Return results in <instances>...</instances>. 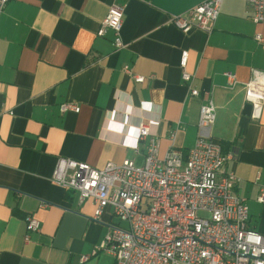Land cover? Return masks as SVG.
I'll use <instances>...</instances> for the list:
<instances>
[{
  "label": "crops",
  "instance_id": "0c3cea01",
  "mask_svg": "<svg viewBox=\"0 0 264 264\" xmlns=\"http://www.w3.org/2000/svg\"><path fill=\"white\" fill-rule=\"evenodd\" d=\"M204 0H12L0 17V264H116L98 251L111 210L94 221L92 201L57 186L61 158L103 169L126 160L145 163L151 137L163 158L185 154L199 137L201 106L213 100L216 122L207 132L230 156L226 175L246 199L248 226L264 235V106L252 119L245 85L264 75V24L251 6L225 0L212 32L183 33L173 19ZM113 5L124 8L123 47L114 32L98 37ZM188 52L182 80L181 56ZM143 76L136 83L125 73ZM231 72L237 84L230 88ZM152 77V78H150ZM189 87L200 92L189 93ZM74 103L79 113L63 114ZM151 136L137 143L141 125ZM46 206V207H44ZM41 223L27 235V217ZM121 225V224H119ZM88 260L83 262V257Z\"/></svg>",
  "mask_w": 264,
  "mask_h": 264
},
{
  "label": "built area",
  "instance_id": "2783aa9c",
  "mask_svg": "<svg viewBox=\"0 0 264 264\" xmlns=\"http://www.w3.org/2000/svg\"><path fill=\"white\" fill-rule=\"evenodd\" d=\"M12 0H0V17ZM225 0H204L188 15L177 16L173 24L183 33L193 29L212 32ZM252 9L255 24H264V0H241ZM124 8L113 5L97 33L103 37L114 32L115 46L123 47ZM264 42L261 36L256 38ZM188 52L181 56L182 80L189 84L192 76L186 71ZM125 73L136 83L147 78ZM234 88L236 76L225 74ZM152 78V77H150ZM246 100L252 104V119L260 120L264 106V75L245 85ZM193 97L200 92L189 87ZM63 114L79 113L74 103L60 106ZM217 109L212 99L201 106L196 145L188 153L171 148L159 156V142L151 137L145 163L136 165L126 160L95 169L87 163L61 158L52 177L59 187L77 192L81 202L92 201L94 221H100L106 210L121 225H112L98 251L114 256L116 264H264V235L248 226L249 210L245 198L235 194L238 179L226 175L224 167L230 156L209 132L216 122ZM151 136L150 128L141 125L137 143ZM264 203V190L258 198ZM46 207V206H44ZM27 235L39 232L41 223L28 216ZM88 257H83V262Z\"/></svg>",
  "mask_w": 264,
  "mask_h": 264
}]
</instances>
